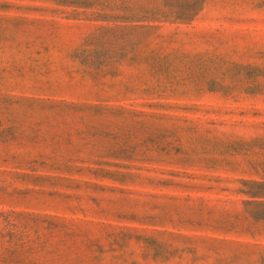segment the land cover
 I'll use <instances>...</instances> for the list:
<instances>
[{"label": "rangeland", "instance_id": "rangeland-1", "mask_svg": "<svg viewBox=\"0 0 264 264\" xmlns=\"http://www.w3.org/2000/svg\"><path fill=\"white\" fill-rule=\"evenodd\" d=\"M0 264H264V0H0Z\"/></svg>", "mask_w": 264, "mask_h": 264}]
</instances>
